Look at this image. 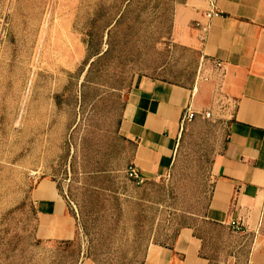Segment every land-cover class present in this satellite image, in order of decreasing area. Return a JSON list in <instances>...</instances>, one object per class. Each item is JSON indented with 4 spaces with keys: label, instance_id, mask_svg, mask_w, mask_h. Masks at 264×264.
Segmentation results:
<instances>
[{
    "label": "rangeland",
    "instance_id": "rangeland-1",
    "mask_svg": "<svg viewBox=\"0 0 264 264\" xmlns=\"http://www.w3.org/2000/svg\"><path fill=\"white\" fill-rule=\"evenodd\" d=\"M172 10L173 0H0V264H144L183 227L202 240L208 264H245L248 240L204 219L232 113L214 87L183 124L166 175L142 186L124 175L134 145L119 129L134 82L210 80L200 56L173 41ZM87 34L109 49L90 71ZM96 175L114 193L90 197ZM42 180L68 196L71 243L35 233L30 192Z\"/></svg>",
    "mask_w": 264,
    "mask_h": 264
},
{
    "label": "crops",
    "instance_id": "crops-1",
    "mask_svg": "<svg viewBox=\"0 0 264 264\" xmlns=\"http://www.w3.org/2000/svg\"><path fill=\"white\" fill-rule=\"evenodd\" d=\"M213 5L173 0L172 10L173 41L200 56L209 82L184 87L137 79L126 94L119 131L134 145L130 164L147 181L160 178L172 165L183 115L201 114L214 87L232 113L226 144L210 167L204 219L226 229L239 223V235L248 240L245 264H264V0H213ZM210 9L219 15L208 20ZM30 199L38 238L74 240L75 221L52 182L39 181ZM201 248L193 229L183 227L169 245L152 247L144 264H208ZM80 264L95 263L83 259Z\"/></svg>",
    "mask_w": 264,
    "mask_h": 264
},
{
    "label": "trees",
    "instance_id": "trees-1",
    "mask_svg": "<svg viewBox=\"0 0 264 264\" xmlns=\"http://www.w3.org/2000/svg\"><path fill=\"white\" fill-rule=\"evenodd\" d=\"M123 13L124 12L120 13L119 16L113 21L114 25L112 26V28H115V27L117 28V26H119V24L121 23V20L123 19ZM110 25L111 24L107 25V27H109ZM107 33H108V38H110L109 37L110 31H108ZM82 42H83V44L85 45V48H86V60H85V62L88 63L89 60L93 59L92 62L90 63V67H89V71H90V69L93 68L94 65L97 62H99L100 60H102L106 56H108L109 49H107L106 51L102 52L100 50L101 38L100 37H95L92 34H87L85 36V38L82 40ZM182 138H183V134H181L179 142H181ZM92 178L100 183L99 184L100 187H96L95 189L90 191V197H92V198H94L96 200L97 198H102L103 197L102 193H104V192L114 193L113 190H111L109 188H106V187H103V186L101 187L102 182L100 180L105 178V176H97L96 175V176H94ZM57 192H58L59 196L64 200L65 205H66L67 204L66 203V198H68V196L67 197L63 196L58 190H57ZM66 209H67V205H66ZM68 214L74 219L75 227H76V218H75L74 214H72L69 211H68ZM72 241H60V242L63 243V244H68V243H71Z\"/></svg>",
    "mask_w": 264,
    "mask_h": 264
},
{
    "label": "built area",
    "instance_id": "built-area-1",
    "mask_svg": "<svg viewBox=\"0 0 264 264\" xmlns=\"http://www.w3.org/2000/svg\"><path fill=\"white\" fill-rule=\"evenodd\" d=\"M209 6H211V7L214 6L213 0H209ZM218 15H219V13L214 11V9H210L207 12V14L205 15V17H206V19L210 20L213 17H217ZM221 66H222V64L220 62L214 63V67L216 69H220ZM204 115H205V117H208L209 113H205ZM193 118H194V114L190 111H187L182 117L181 125L183 126L184 123L190 122ZM124 175L126 176L127 180L135 186H142L147 182L145 177L141 174V172L133 164H129L125 168ZM227 227H228V230L232 234L238 235V234L242 233V226L237 222L232 221L227 225Z\"/></svg>",
    "mask_w": 264,
    "mask_h": 264
}]
</instances>
